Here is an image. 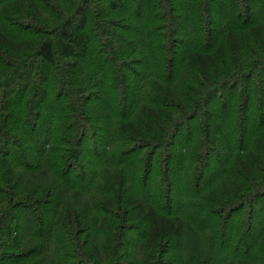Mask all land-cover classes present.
<instances>
[{
  "label": "trees",
  "instance_id": "obj_1",
  "mask_svg": "<svg viewBox=\"0 0 264 264\" xmlns=\"http://www.w3.org/2000/svg\"><path fill=\"white\" fill-rule=\"evenodd\" d=\"M91 1L0 0V191L23 187L14 170L41 172L18 197L45 214L37 227L50 241L46 208L97 191L93 219L69 203L57 219L64 247L72 233L94 239L99 216H109V243L84 241L79 264L101 248L108 264H264V244L241 250L220 225L246 208L253 220L264 199V15L251 16V0H137L142 22L120 33L101 27L105 41H96ZM154 9L182 17L155 25ZM13 209L11 197L0 221L7 233ZM132 233L141 238L127 244ZM63 251L50 264H70Z\"/></svg>",
  "mask_w": 264,
  "mask_h": 264
},
{
  "label": "rangeland",
  "instance_id": "obj_2",
  "mask_svg": "<svg viewBox=\"0 0 264 264\" xmlns=\"http://www.w3.org/2000/svg\"><path fill=\"white\" fill-rule=\"evenodd\" d=\"M69 1V0H68ZM71 2L73 0H70ZM90 1V0H86ZM264 0H251L252 9L250 14L254 18H259L264 15ZM89 12L87 13L88 16V32L89 36L96 41H105V37L101 35L98 31L101 27L106 30L107 32L112 33H120V31H114V28H121L124 26L125 28L129 25L135 26L136 23H141L142 19L145 17L144 12L142 11V7L140 6L137 0H93L89 3ZM178 5L174 4L173 8ZM175 10V9H173ZM169 13H165L161 10L154 9L148 14L147 20L150 22H154L155 25H164L166 24L167 17H171L172 19L182 17L181 13L170 11ZM196 14H194V17ZM184 48L177 47V55H176V67L179 69V73L181 72L184 64ZM64 62L72 64L74 61L72 60H65ZM241 85H239L233 92L234 97L240 93ZM59 92L57 93L54 91V96L58 97ZM226 96L225 95H218L211 103V106H217L220 102V98ZM228 97V96H227ZM230 97H228L229 99ZM256 115H253V124L255 125L257 122ZM199 120L196 118L192 122L185 127V129L180 133L178 139H182L186 136L187 128L190 126L193 127L195 123ZM190 127V128H191ZM85 147L88 148L90 152L88 157L91 156V152H93V146L87 142ZM102 147L99 145L97 146V151H100ZM164 152L160 151L157 153L154 160H158L159 168L163 163ZM1 160V159H0ZM84 164L87 162L86 160L83 161ZM18 175H20L23 187L21 185V189H17L15 191H11L9 189L1 190L0 191V221L1 214L4 211H7L9 205V199L12 197V204L13 210L9 212L10 216V223L7 225L9 228L8 233L4 230L0 229V258H3L2 264H50L51 262H57L58 259L55 258V253L57 254L60 250H64L65 258L68 260L70 264H79L77 260H75L76 249L81 248L84 244V241H87L88 246H94L93 240H95L96 246H105L109 242L107 238L103 236V234L109 229L108 219L109 216L106 218L101 214L99 219L101 222L94 227L93 238L94 239H85L86 236H79L76 237L73 233L68 235L65 240L64 247H59L57 243H55V239L59 232V227L62 226L63 223L59 224L57 222L58 215L62 212L63 207L65 204L69 203L75 206V204L80 208V210H85V212L90 213V219L94 218V214L96 215L95 211V204L100 199L97 195V191L93 193L91 196H80L77 193H71L68 197L66 195H62L60 197V205L52 209L47 207L50 216L49 220V228L48 232L53 237V241L50 239H45L43 234H41V230L38 229L39 222L41 224L42 218L45 214H42L39 209L36 208H27L24 207L25 205L22 204L23 199L18 197V193H23L33 185H38L37 179L41 178L42 173L38 172L35 174H28L25 172H18L15 171ZM99 172V171H97ZM159 173V172H158ZM100 174V172L98 173ZM98 182L102 184V178H98ZM105 187V184L103 185ZM257 215H253V220H250L248 217V210L243 209L237 211L232 214H227L224 217L220 218L222 220L220 225L227 226V235L225 234L224 237H228V241L232 243V245H236L237 247L241 246V250L245 247H252L253 250H259L262 244H264V238L262 235L264 234V199L260 200L257 204ZM63 206V207H62ZM256 207V206H255ZM62 208V209H61ZM45 209V210H46ZM52 209V210H51ZM44 210V209H43ZM8 212V211H7ZM44 213V212H43ZM256 216V218H255ZM226 223H224V222ZM261 230L263 233H261ZM259 232L261 233L259 237L255 234ZM253 234V239L249 236ZM216 236H219L216 234ZM4 239H3V238ZM221 238V240L224 239ZM141 235L140 233H132L130 235V239H128L127 244H135L140 240ZM198 239V238H197ZM201 240V238H200ZM112 244V241L109 245ZM50 245V246H49ZM230 245L231 247H233ZM35 250V255L29 259H23L25 256H28L30 252ZM128 251V250H127ZM98 257H93L87 260L84 264H108L107 261H104V252L103 249H99L97 251ZM89 259V258H88ZM130 259H126L124 261L125 264L130 263ZM215 262L217 264H227L223 259L219 256L215 258Z\"/></svg>",
  "mask_w": 264,
  "mask_h": 264
}]
</instances>
